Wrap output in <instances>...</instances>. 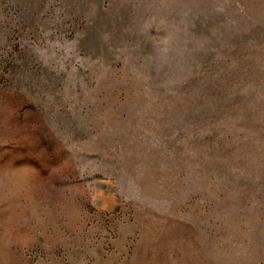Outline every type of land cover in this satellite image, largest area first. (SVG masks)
<instances>
[{
    "label": "rangeland",
    "instance_id": "rangeland-1",
    "mask_svg": "<svg viewBox=\"0 0 264 264\" xmlns=\"http://www.w3.org/2000/svg\"><path fill=\"white\" fill-rule=\"evenodd\" d=\"M0 264H264V0H0Z\"/></svg>",
    "mask_w": 264,
    "mask_h": 264
}]
</instances>
